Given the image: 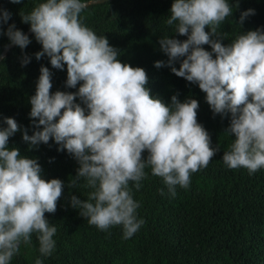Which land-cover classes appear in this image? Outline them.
Returning <instances> with one entry per match:
<instances>
[{
	"label": "clouds",
	"instance_id": "1",
	"mask_svg": "<svg viewBox=\"0 0 264 264\" xmlns=\"http://www.w3.org/2000/svg\"><path fill=\"white\" fill-rule=\"evenodd\" d=\"M9 2L20 4L22 0ZM91 3L45 0L20 14L42 45L36 59L47 55L51 66L60 70L66 65V86L80 84L75 93L53 94L52 73L42 66L35 95L30 98L36 130L31 136L24 130L22 138L30 148L52 139L58 151L72 155L79 167L69 188L83 178L82 187L91 191L87 200L72 195L71 206L99 230L122 225L123 237L129 239L144 223L137 218L140 204L133 199L129 182L139 190L147 178L145 169L150 168L174 197L175 187L187 189L191 174L206 168L218 148L211 147L209 133L197 121L196 99L181 102L173 95L171 105H166L153 98L145 87L146 71L122 63L118 49L83 22L80 14ZM232 12L228 0H174L165 23L175 24V32L187 39L164 36L159 43L172 73L198 84L214 115L231 114L225 133L234 134L235 139L223 154L224 164L253 174L264 168V31L240 33L224 46L213 37H221L217 30ZM252 14L253 9L242 12L239 23ZM10 18V12L0 9V24ZM5 34L22 50L30 43L15 24ZM203 45H210L212 52ZM182 57L186 58L179 69L172 66ZM28 62L25 56L22 64ZM163 66V61L155 62V67ZM77 97L86 105L87 114L75 103ZM4 123L7 127L0 129V264H9L21 243L32 244L33 234L41 256L52 254L57 228L50 226L45 212H56L64 182L43 179L36 159L22 156L17 148L9 149V138L20 126L14 118H5ZM145 150L146 159L142 156ZM34 264H43V260L36 258Z\"/></svg>",
	"mask_w": 264,
	"mask_h": 264
},
{
	"label": "trees",
	"instance_id": "2",
	"mask_svg": "<svg viewBox=\"0 0 264 264\" xmlns=\"http://www.w3.org/2000/svg\"><path fill=\"white\" fill-rule=\"evenodd\" d=\"M40 2L45 0H22L20 4L0 0V9L11 13V18L0 24V52L10 42L5 34L9 25L15 24L16 29L25 32L30 24L23 23L20 14L29 13ZM173 2L109 0L89 5L80 15L98 36H105L109 45L118 49L122 63L146 71L145 87L153 98H160L166 105H171L173 95L181 102L196 99L197 121L209 133L211 147L218 151L206 168L191 174L187 189L175 187L174 197L163 179L151 174L150 168L145 169L147 178L141 181L139 190L129 182L133 199L140 204L137 218L144 221L131 238L124 239L122 225L111 226L107 231L90 225L87 218L79 215L80 209L71 206L72 195L87 200L91 191L82 187L83 178L76 187L68 186L77 175V160L66 150L58 151L59 145L52 139L48 144L30 148L22 138L24 130L29 136L36 130L30 117V98L35 95L42 66L52 73L51 93H75L80 87L79 83L76 88L66 86V65L60 70L51 66L47 55L36 59L35 53L42 51V45L31 33L26 48L13 46L0 62V129L7 127L5 118H14L20 131L9 138L8 148H17L22 156L36 159L42 178L60 179L64 188L56 212H45L50 226L57 228L52 254L41 256L39 242L33 234L32 244L21 243L19 253L9 264H34L36 258L42 259L43 264H264V168L249 174L246 168L230 169L224 164L223 154L235 139L234 134L225 133L231 114L214 115L206 102V93L198 84L177 77L168 66L160 39L164 36L187 39L175 32V24L165 23ZM228 2L233 8L232 16L218 28L221 37L213 39L229 46L240 33L264 31V0ZM248 9H253L254 14L241 25V13ZM205 30L210 31L207 27ZM202 47L212 52L210 45ZM25 56L29 62L23 65ZM184 58L172 66L179 69ZM156 61H163L164 66L155 67ZM75 103L81 104L87 114L86 105L78 97ZM142 156L147 158V150Z\"/></svg>",
	"mask_w": 264,
	"mask_h": 264
},
{
	"label": "water",
	"instance_id": "3",
	"mask_svg": "<svg viewBox=\"0 0 264 264\" xmlns=\"http://www.w3.org/2000/svg\"><path fill=\"white\" fill-rule=\"evenodd\" d=\"M105 1H109V0H93L92 4H96V3H102ZM25 35L29 36L32 32L30 31V27L23 32ZM13 46H15L14 44H12L11 42H9L7 45H5V47L2 49V51L0 52V62L2 61V59L6 56L7 52L9 51V49H11Z\"/></svg>",
	"mask_w": 264,
	"mask_h": 264
}]
</instances>
